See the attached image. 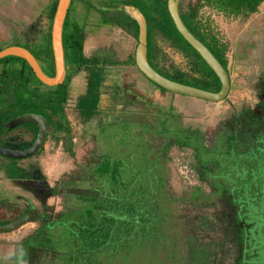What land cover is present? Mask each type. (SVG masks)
Here are the masks:
<instances>
[{
	"label": "rangeland",
	"instance_id": "374dc122",
	"mask_svg": "<svg viewBox=\"0 0 264 264\" xmlns=\"http://www.w3.org/2000/svg\"><path fill=\"white\" fill-rule=\"evenodd\" d=\"M75 1L71 0L69 17L76 14ZM81 1L77 2L83 5L85 0ZM99 1L104 5L110 0H89L92 8L102 5ZM183 2L187 0L179 1ZM31 10L30 17L22 10L23 18L12 22L20 26L9 25V29L20 27L23 36L31 39L42 28L41 15L47 8L38 5ZM216 28L219 38L235 52L227 51V58L237 85L222 101L208 102L206 113L191 118L197 126L188 132L190 141L185 130L183 143L169 134L165 140L153 136L149 142H140L145 148L130 149L137 141L123 150L127 142L120 143L118 138L124 134L117 131L100 138L103 146L97 147L96 139V147L89 145L85 150L75 103L61 119L62 130L51 129L33 155L18 159L17 163L26 160L18 170L21 185L29 187L24 181L30 178L37 188L30 198L22 197L19 215L34 210L37 224H24L0 235V264H57L61 256L71 257V263L83 258L86 264H264V13L245 19L223 16ZM40 40L37 47L43 48L42 36ZM156 42L161 48V66L188 70L187 61L161 36ZM237 45L243 50L237 52ZM249 48L251 53L244 51ZM66 92L69 97L74 95L72 89ZM59 134L58 140L53 138ZM107 136L110 144L105 141ZM22 137L19 134L13 139ZM36 137L30 142L17 141L20 146L16 147L5 143V149L25 150ZM46 137L48 146L44 147ZM130 138L137 140L134 135ZM68 142L76 146L73 151L67 148ZM86 142L94 141L89 138ZM106 155L120 164L122 179L118 182L97 176ZM32 166L36 171L29 170ZM0 190V195L7 193ZM18 199H6L14 211ZM107 210H116L113 217L124 222L110 237L111 245L79 253L70 237L72 245L52 250L49 230L58 234L55 224H69L75 239L78 226L88 223V211L93 213L89 218L99 223L97 215Z\"/></svg>",
	"mask_w": 264,
	"mask_h": 264
},
{
	"label": "trees",
	"instance_id": "16d2710c",
	"mask_svg": "<svg viewBox=\"0 0 264 264\" xmlns=\"http://www.w3.org/2000/svg\"><path fill=\"white\" fill-rule=\"evenodd\" d=\"M57 2L58 0H53L50 3V7L46 12V20L42 23V44H45V46L38 48L39 43L30 47L24 46L40 63L43 72L48 77L54 76L50 31ZM99 2L102 4L101 1ZM262 2L261 0H187V2L178 3V8L180 19L187 30L214 55L226 70L224 59L226 45L220 38L217 39L208 26L204 27L200 23L199 10L203 5H206L224 17L246 18L250 14L256 13ZM84 4H87L89 10L97 11L102 17L103 24L108 21L107 16H110L113 11H118L117 8L132 6L137 9L143 15L146 23L147 60L149 65L160 75L171 81L208 92L215 93L219 91L220 83L217 77L198 53L176 31L167 11V0H110L109 2L106 1L104 5L98 4L97 8H92L94 4L89 1L84 2ZM70 5L62 27V47L65 66L69 67L73 73L69 74L62 84L54 87L41 84L35 78L28 64L21 58L8 56L0 59V149L6 147L5 143L1 141V137L16 129H26L33 136L37 135L39 123L41 122H43L45 129L50 128L57 132L63 129L61 117L69 97L66 90L69 88L70 79L79 71H91V68H89L90 62L84 58L82 53L84 30L77 21L69 17ZM132 27L133 35L137 38L138 27L135 23ZM157 36H161L171 49L187 61V71L172 67L168 70L159 64L161 48L157 45ZM99 83V75L91 72V81L86 95L77 98L76 109L79 115L88 118L96 112ZM22 116H32L34 118L25 119L21 118ZM104 157L97 168V176L111 183L120 181L122 177L118 171L119 162L112 160L110 156L106 155ZM4 161L11 164L3 163ZM18 161V159L8 158L0 154V171L3 172L5 178L17 177L16 173L20 172L14 170L15 165L12 164ZM217 161L224 162L223 159L218 158ZM261 176L264 177V174ZM0 207H3L2 202H0ZM92 214L91 211L86 213L88 223L78 226V231L74 234L75 239L71 235L69 224L66 222L55 224V228H58L59 233L54 234L53 230H49L52 250H64L66 244L72 245L69 240L70 237L75 243L73 248L78 246L79 253L82 251L89 252L93 249L98 251L103 246L111 245L112 238L110 239V237L113 232L117 231L115 229L120 230L123 227L124 222L113 217L116 210H107L106 213L104 212L101 215L96 213L100 220L99 223L93 221L95 218H89ZM45 228L47 227L45 226ZM70 258L61 256L58 258L59 262L57 264H86V260L83 258H75L74 263L69 261Z\"/></svg>",
	"mask_w": 264,
	"mask_h": 264
},
{
	"label": "crops",
	"instance_id": "0c3cea01",
	"mask_svg": "<svg viewBox=\"0 0 264 264\" xmlns=\"http://www.w3.org/2000/svg\"><path fill=\"white\" fill-rule=\"evenodd\" d=\"M52 1L53 0H50V3ZM87 1L89 0H85L84 2ZM50 3H48V6L47 0H2L0 4V50L12 46L24 48V46L28 47L40 43V37L43 35V26L39 30L36 29V32L33 33L34 36L29 39L28 37L26 38L23 36L25 33L22 32L20 27L18 29H9V25L20 26L12 22H14L13 20L15 19L19 20L23 18V15H21L22 10H24V12L28 14V17H30L32 8L41 5L48 9ZM77 3L76 0L74 6L75 8L77 6L75 11L76 14L75 16H72V19L77 21L84 30L82 53L84 58L90 62L89 68H91V71L82 70L71 77L69 90L72 89L74 95L72 94L71 97H68L61 119H63V116L65 117L67 110L74 107L76 103L75 100L78 97L86 95L88 85L91 81V72L98 74L100 77V83L97 88L99 93L96 112L88 118L76 113L81 119L80 126L83 129L80 134L82 139V142L80 141L81 146L85 150L89 149V145L90 148H95L96 139L97 147L100 144L103 146V140H100V138H103L105 133L107 135H111L112 133L118 134L117 131L124 134V136L120 135L118 138L120 143L127 142V145H122L121 149H126L128 148V143H135L137 141L138 143L136 145L129 146L130 149H137L138 147L143 146L145 148L146 146L144 143L139 145L140 142H149L153 136V139L157 138V136H162L161 138H164L165 140V137L167 138L170 136L169 134H173L181 142V134L185 130L187 133L191 132V129L197 126V123L191 118H197L198 113L203 114L209 110L207 106L208 102L169 93L144 78V76L137 70L134 63L137 38L133 35L132 26H134L135 22L131 20L129 16L124 14L121 8H117L118 11H114L112 16H110V18L114 17L113 21L108 19V21L103 24V21H101L102 17L97 11L89 10L87 4L83 3L82 5L80 2ZM33 12L35 11L33 10ZM46 12H43L41 15V18L43 19L42 22H45L46 20ZM262 13H264V2L258 6L256 13L250 14L249 16L256 17ZM222 18V14L215 12L209 6L203 5L199 10L200 23L204 27L208 26L213 30L212 32H214L217 39H219L220 33L217 32L218 28H216V25ZM123 20H125V22H123ZM32 28H34V26H32ZM37 33H40V35ZM7 40L10 41V44L8 45L5 43ZM11 41H13V43H11ZM235 41L236 40H233V42ZM224 44L226 45L224 59L226 61V71L229 77L228 93L230 94L234 91L233 88L237 83L232 79V73L229 68V64L232 62H228L227 53L231 52L235 55V52L233 47H229L225 42ZM237 47V52L243 50L238 45ZM244 51L251 53V48ZM239 70H242V74L245 72V69L243 68ZM71 73H73V71L65 66L64 79ZM153 126L155 127L154 129ZM128 128L131 131L127 130ZM158 129H161L160 132ZM50 131V128L45 129L47 137H49L48 134ZM96 133L97 137L95 135ZM19 134L23 135L20 140L13 139V137ZM133 135L137 138L134 142L130 138V136ZM189 135L190 134L188 133V141L191 140ZM47 137L45 138L44 147L48 146ZM60 137L61 134L53 136L56 140ZM89 138L94 142L87 144L86 140H89ZM32 139V133L26 129H16L1 137V141L10 144L12 147L20 146V142L18 143L17 141L30 142ZM110 140V137L107 136L105 141H108L110 144ZM12 143L15 144L12 145ZM74 147L76 146L72 143H67L68 149L73 151ZM103 148L106 149V146L104 145ZM24 161L12 164L15 165L14 170H21V167H23L22 165L25 163ZM31 161L32 160H30V163ZM3 163L11 164L8 161H4ZM27 164H29V162H26V165ZM34 168L35 166H32L33 170H29L36 171ZM16 174L17 177L15 178H5L3 172L0 171V188L7 190V193L3 194L4 192H1L2 195H0V202L3 204V207H0V224H9L16 221L18 218H21L22 215H19V212L22 211L24 205L22 197H24V199H26L25 197L30 198V193H33L37 189L29 181L30 178H28L29 180L27 179L24 181H28L29 187L24 184L21 185L22 182L20 183L19 181L21 180V178L19 179L20 173ZM8 197L21 198L20 200L18 199L19 201L16 203L17 210L14 211V206L7 202L6 199ZM12 211L14 213H10ZM36 221V219H33L28 223L37 224ZM4 233L5 232H0V235H4ZM1 251L2 250L0 249V252Z\"/></svg>",
	"mask_w": 264,
	"mask_h": 264
},
{
	"label": "water",
	"instance_id": "95a60500",
	"mask_svg": "<svg viewBox=\"0 0 264 264\" xmlns=\"http://www.w3.org/2000/svg\"><path fill=\"white\" fill-rule=\"evenodd\" d=\"M180 0H167V11L172 20V23L178 34L186 41V43L201 57L208 68L214 73L220 83L218 92H208L200 90L191 86L183 85L171 81L158 72H156L148 63L147 60V42H146V23L143 15L132 6H123L122 11L130 17L138 27L137 45L134 53V63L137 70L149 82L169 93L202 100L211 103H217L226 98L229 92V77L227 71L214 57V55L199 41L197 40L185 27L180 19L178 3ZM264 2V0H261ZM71 0H58L56 10L53 16L51 31H50V47L52 51L54 76L48 77L43 72L40 63L32 56V54L22 47L12 46L0 50V59L14 56L23 59L35 78L47 87L58 86L63 83L65 76V63L62 47V27L67 15ZM21 118L32 119V116H22ZM20 118V119H21ZM39 119V118H37ZM41 120V119H39ZM42 121V120H41ZM39 123V130L34 143L25 150H6L0 149V154L12 159H24L33 155L41 145L45 137V127ZM35 211L31 210L16 221L4 226H0V232H8L18 229L24 223L32 221L35 217Z\"/></svg>",
	"mask_w": 264,
	"mask_h": 264
},
{
	"label": "flooded vegetation",
	"instance_id": "af4514ba",
	"mask_svg": "<svg viewBox=\"0 0 264 264\" xmlns=\"http://www.w3.org/2000/svg\"><path fill=\"white\" fill-rule=\"evenodd\" d=\"M111 16V15H110Z\"/></svg>",
	"mask_w": 264,
	"mask_h": 264
}]
</instances>
